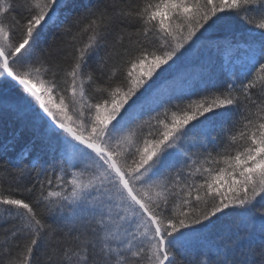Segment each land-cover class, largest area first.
Listing matches in <instances>:
<instances>
[{"label": "snow or ice", "instance_id": "6c2138e0", "mask_svg": "<svg viewBox=\"0 0 264 264\" xmlns=\"http://www.w3.org/2000/svg\"><path fill=\"white\" fill-rule=\"evenodd\" d=\"M5 115L0 264H264V0H0Z\"/></svg>", "mask_w": 264, "mask_h": 264}, {"label": "trees", "instance_id": "16d2710c", "mask_svg": "<svg viewBox=\"0 0 264 264\" xmlns=\"http://www.w3.org/2000/svg\"><path fill=\"white\" fill-rule=\"evenodd\" d=\"M204 57H207V53L203 54ZM19 130V125L12 118L11 115H5L0 117V145H3L6 141H8L14 133ZM29 137L27 134H24L23 137L20 136L18 140L15 141L14 148L10 147L7 151L0 154V164H7V166L11 168L17 167L16 160L18 158V154L24 145L28 142ZM26 163V162H25ZM259 207V204L257 205ZM234 221V218L225 217L222 218L218 228L215 230L216 232L223 231L226 226L231 225ZM7 227V225H0V244H3L5 240V235L3 234V230ZM257 245L259 244V240L254 241ZM196 253L193 252V255ZM179 259V257H178Z\"/></svg>", "mask_w": 264, "mask_h": 264}, {"label": "bare ground", "instance_id": "6f19581e", "mask_svg": "<svg viewBox=\"0 0 264 264\" xmlns=\"http://www.w3.org/2000/svg\"><path fill=\"white\" fill-rule=\"evenodd\" d=\"M24 134L21 135V137H23Z\"/></svg>", "mask_w": 264, "mask_h": 264}]
</instances>
